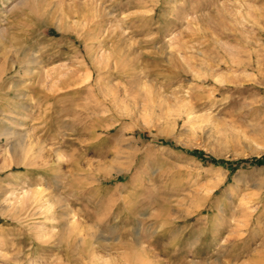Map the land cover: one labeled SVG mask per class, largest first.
Returning <instances> with one entry per match:
<instances>
[{"label":"rangeland","instance_id":"obj_1","mask_svg":"<svg viewBox=\"0 0 264 264\" xmlns=\"http://www.w3.org/2000/svg\"><path fill=\"white\" fill-rule=\"evenodd\" d=\"M0 264H264V0H0Z\"/></svg>","mask_w":264,"mask_h":264},{"label":"trees","instance_id":"obj_2","mask_svg":"<svg viewBox=\"0 0 264 264\" xmlns=\"http://www.w3.org/2000/svg\"><path fill=\"white\" fill-rule=\"evenodd\" d=\"M215 163L223 164V162H215Z\"/></svg>","mask_w":264,"mask_h":264}]
</instances>
